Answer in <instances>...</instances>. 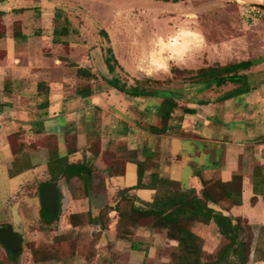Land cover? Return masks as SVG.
Here are the masks:
<instances>
[{
	"label": "rangeland",
	"instance_id": "obj_1",
	"mask_svg": "<svg viewBox=\"0 0 264 264\" xmlns=\"http://www.w3.org/2000/svg\"><path fill=\"white\" fill-rule=\"evenodd\" d=\"M18 1L7 3L8 17L2 23L5 30L8 27L14 30L22 28L18 26L21 23L13 22L15 11L26 2ZM257 6H264V0H171L168 3L159 0H36L32 8H26L27 12L35 14L32 22H26V33L35 32L30 36L42 37L43 50L32 54L36 63L47 58L55 65L64 64L59 68L64 79L56 75L51 87L59 86L71 96H81L82 90L87 89L95 95H102L103 99L98 107L95 105L98 97L91 93L88 100L70 106L69 110L77 112L83 108L82 104L87 106L76 116L80 126L73 127V131L56 130L58 132L55 129L64 128L65 123L63 117H53V113L62 111V104H58L60 99L49 96L38 100L40 105L51 103L44 107V112L54 121V133L48 137L37 135L39 140L28 141L34 142L36 147L30 160V164L35 162V166L30 172L8 178L0 165V230L10 226L24 240L17 261H13L0 244V264H85L86 258L93 255L91 264H180L182 253L178 244L169 240L165 230L135 226L130 230L132 235L129 239L118 238L126 230L120 224V215L110 212V209H117L125 196L128 202L150 203L153 193L145 190L143 185L138 188L140 183L134 165L127 166L126 175L119 182L113 180L110 183L107 172L112 175L117 170L119 174L126 161L143 162L145 157L156 165L155 158L149 155L161 147L158 153L163 161H167L160 167L161 177L181 186L159 183L156 187L161 196L173 194L185 195L188 199L201 198L200 188H187L196 184L200 186L202 181L213 177L216 179L208 181L207 190L221 200L218 179L227 169L225 157L232 151L230 143L238 142L234 139L237 122L251 119L238 126L241 132L236 134L241 138L249 133L264 138V65L254 67V80L249 79L253 74H248L247 84L253 88L233 100V112L224 111L222 106L216 111L209 110V115L214 118L211 123L195 120L199 127L205 129L204 135L196 133L203 140L191 143L157 138L151 125L158 123V128L163 125L155 113L164 100L159 93L189 98L186 103L189 104L191 93L198 92L208 101L217 93L224 92L223 88L215 86L203 89L194 85V78L187 72H179L176 67L195 70V67L217 61L221 64L233 62L240 51L247 55L248 50L254 47L255 37L250 33L256 30L262 35L259 46L264 50V11ZM58 12L59 19L50 20L48 27L35 24L42 21V15L56 17ZM63 27H67L68 37L55 42L54 31L60 33ZM10 44L8 40L6 46L9 50ZM113 56L124 69L116 66ZM230 56L232 58L228 59ZM107 60L111 61L112 72L107 68ZM78 68L94 74L96 80L78 78ZM112 80H118L127 91L138 85L155 97H128L109 85ZM21 102L13 106L12 120L7 119L0 124L1 136L5 134V122L9 133L24 129L23 109L20 108L25 104ZM176 105H179L177 100ZM182 109L183 106L177 108V113L185 114ZM37 125L40 129L44 120ZM1 138L4 145V138ZM254 143L257 148H252L250 166L246 168L248 180L244 175H235L233 184L228 187L233 198L221 200L217 206L209 202L206 205L229 217L233 225L239 227V242H243L247 250L246 264H264V147L260 151L264 139ZM127 149H134V152L127 156L124 154ZM59 158L65 159L60 163ZM64 163L85 165L89 181L84 178L68 181L66 175L61 176L60 169L56 168ZM10 164L7 162L6 166L10 167ZM151 165L144 169V173H148V179L142 182L145 185L151 183L149 178L154 170V165ZM54 179L61 193V211L57 220L47 224L41 215L39 189ZM86 184L88 196L84 197L82 190ZM126 190L120 197L119 193ZM90 212L95 218L108 212V227L101 230L87 225L86 214ZM74 214H78L80 228L70 224ZM180 224L199 237L200 253L198 262L194 264H239L238 258L231 253L223 262H216L227 241L214 222L207 226L192 224L189 227L190 223L185 219ZM62 238L66 243H62ZM134 245L136 250L132 249ZM61 248L73 253L72 260H52V252H60ZM192 258L194 260L195 257Z\"/></svg>",
	"mask_w": 264,
	"mask_h": 264
},
{
	"label": "crops",
	"instance_id": "obj_2",
	"mask_svg": "<svg viewBox=\"0 0 264 264\" xmlns=\"http://www.w3.org/2000/svg\"><path fill=\"white\" fill-rule=\"evenodd\" d=\"M24 1H26V2L21 3L20 8H18V11H15V13H14L15 15H13V22L21 23V25H20L22 27V28H20L21 35L17 39L14 38L13 37V32H14L13 29L12 28L10 29V27H8V29L6 28V30L4 32L5 34H4L3 38L0 40V51H2L4 53V57L2 59H0V124H2L7 119L10 121L12 120L10 113L12 112V110H14L13 106H16L17 102L20 101V103H22L21 101H23L25 104L24 108H23V106L20 108V109H23V111L21 112V119L23 120V124L25 125L24 129H19V131L16 133H9L7 131V128H6L7 122H5L6 123L5 128H4L5 134L3 136L0 135V165L3 167V173H6V176L8 178L11 177L10 171L13 167V163L15 160V157H14L12 150H11L9 143H8V139L10 136L19 133V134H22L23 139H25L26 142H28L30 140H32V141L36 140L37 141V140H39L40 137H48L50 135H53V133H54L53 132V129L55 128L54 121L51 120L48 113L44 112L46 109L44 107L51 105V103L46 104V105L45 104L40 105L38 103V100H40V98L53 96V98H56V100L60 99L58 101V104H60V103L62 104V111L58 112V113H53V117L54 118L57 116L63 117V119L65 120V123H64V128H62V129L56 128L55 131L56 130L67 131L68 129H72L76 125H79L78 124V118L76 116L78 113L84 112L83 108H86L87 106H84V104H82L83 108L79 112L69 110L70 106H75L77 103L80 104L81 102L88 100V97L84 94H82L81 96H75V95L71 96V95H67V91L66 92L63 91V88L60 89L59 86H56L55 89L51 87V82L54 81V79L56 78V75L60 76V78H62V80L64 79L63 78V77H65L64 74H62V72L60 73V71H59V68L61 66H64V64L60 63V65L59 64L55 65V63H51L47 58H42L41 62L37 61L38 63H36V59L34 57H32V54L33 55L36 54V50L37 51L43 50V48H42V37L37 38V37L30 36L31 34H35V32L30 33L29 35L26 33L27 32L25 29L26 22H28V21L32 22L35 19L34 18L35 14L31 11L27 12L26 8H32L33 4H35L36 0H24ZM9 2L12 4V3H18L19 1L18 0H8V1H5V2L0 4V14L1 13L3 14L1 17L2 23L8 17L7 16L8 9L6 7H7V3H9ZM42 16H43L41 18L42 21H40V23H35V24L36 25L39 24V26L48 27L50 20L54 19L53 18L54 15L51 14L49 16H45V15H42ZM9 18H11V16ZM254 32L255 33H250V34L252 35V37L253 36L255 37L254 43L255 42L256 43L254 44V47L252 49L248 50L249 53L247 55L245 53H243L242 51H240V53H239L240 55L236 56L234 58L235 60L233 62L227 61L226 64H221L219 61H217L215 63L209 64L206 66L195 67L196 68L195 70L213 67L216 64H219L220 66L224 67V66L231 65V64L250 61V62H254V65H257V64H260V65H258V66L253 65L249 71L242 72L240 74L241 75H247V76H248V74H253L251 77H249V79L254 80L255 68L261 67L264 65V50H262L261 46H259L261 43L262 35L260 34L259 30H256ZM243 35H244V33H243ZM257 39H259V40H257ZM8 40L11 44L13 42V45H11V44H10L11 46L9 45V47L11 48L10 50L6 46V43ZM246 40H247V38H246ZM233 54H235V53H233ZM231 58L232 57L230 56L228 59H231ZM116 61H117V59H116ZM117 63H118L117 66L119 69L120 68L124 69L123 66L119 64L118 61H117ZM176 68H178V67H176ZM179 68H181V67H179ZM182 70H192V69H182ZM236 88H237V86H235L234 84H227V86L223 87V89H224L223 93H219V94L217 93L215 95V97H213L212 100H208V101L201 98L200 93L198 94V92H197V94L191 93V98H190L191 102H189V104H186L188 102L187 99H189V98H182L181 96H179V100H177V104H179V105L177 108L183 106L182 111H184L185 109H189V110L194 111L193 112L194 114L193 115H186V114L177 113V109H176V111L173 113L171 121H169L170 125H167L165 127L166 128L165 132L156 134L154 136L157 138L164 139V140L165 139H176L180 142L186 141V142H191V143H197V141L203 140L196 133L204 135L205 129H203L202 127H199L195 123V120L198 119V120L202 121L203 123H207V124L211 123L212 119H214V118H212L209 115V113H208L209 110L211 109L213 111H216V110H219L220 107H222V106H223L224 111H228V113L233 112L234 111L233 110L234 105L232 104L233 100L238 99L239 97L243 96V95H234L233 94V92L235 91ZM64 94H66V95H64ZM91 95H95V94L92 93ZM95 96H96V98L98 97V103H95V105L99 107L100 106L99 105L100 100L103 99L101 97L102 95L98 94ZM183 100H187V101H183ZM198 104H200V105H198ZM96 106H93V107H96ZM249 106H250V104H249ZM88 110L89 109L87 108L86 111H88ZM36 113H38V115L35 118L34 114H36ZM155 113L157 114V111ZM158 117L159 116H156L157 119H158ZM157 119H155V122L157 121ZM43 120H44V126H40L41 127L40 129L37 128V126H38L37 124H39ZM72 120H74L75 122H71ZM250 120L251 119H249V120L245 119L243 121H238L237 125L235 126L236 131L234 132V139H235V141H238V142H231L230 143L232 151L227 154V157H225L227 159L226 162L228 163L227 169L225 172H223L221 174V177L218 179L222 183H230L234 179L235 175H238V176L244 175V179L248 180L246 168L250 166V163H248V162H250L249 157L254 150V149L252 150V148H257V146L255 145L254 142H256L258 140L261 141L264 139V138L262 139L260 137L257 138L250 133L245 138L244 137L241 138L239 134H236V132H239V133L241 132V128H239V127H241L240 124H246V122H249ZM154 124L151 125L152 128L157 127L156 125L158 123H154ZM247 125L249 127L251 126V124H247ZM69 126H70V128H69ZM253 129H255V128H253ZM23 130H24V132H23ZM72 131H73V129H72ZM41 132L43 134H41ZM56 132H58V131H56ZM28 133H29V136H27ZM37 135H39L40 137H37ZM1 137L4 138V141H5L4 145H2V138ZM63 142H65V135L63 136ZM28 144H29V146H32L34 144V142H29ZM63 146L65 147V143ZM262 147H264V145L261 146L260 151L263 150ZM160 148L161 147H159L158 152L160 151ZM234 148H236V149H234ZM136 150L137 149H135V151ZM40 151H46V149L40 150ZM132 152H134V149L133 150L127 149V151H125L124 154H126L127 156H130V154H132ZM158 152L152 153V155L148 154L150 157L155 158L156 163H157L156 165H154V163L149 162V158L144 156L145 160L143 162H146L147 165L148 164L154 165V166L151 165V166H153L152 170L153 169L154 170H153V173L150 175L149 181H151L152 175H156L158 180L165 179V178L161 177L162 173H161L160 167L162 165L166 164L167 161L166 160L163 161ZM43 153H40V154H43ZM1 154H3V156ZM33 154H34V151L27 153V156H28V165H26L27 170H24L21 174H23L26 171L30 172V170L34 169L35 162H32L30 164V160H32ZM7 162H11L10 167L6 166ZM4 164H5V166H4ZM262 164H264V160H262ZM128 165H134L136 168V172H137L136 165L133 163V161L128 160V161H126L124 175L119 176V177L118 176L117 177H115V176L111 177L109 175V172H107L108 181H110V183L113 180L115 182H119V179L125 177L126 169H127ZM21 174H19V175H21ZM147 174L148 173L146 171L144 173V179H148ZM137 177H138V173H137ZM215 179L216 178H213V177L208 178L204 182L213 181ZM245 180H244L243 184H245ZM171 182L180 186V184L178 182H175V181H171ZM202 182L199 184L200 186H198V184L191 185L192 188H187V189L200 188L201 190H203ZM142 185H144V187H146V188H148L147 186H149V185H145V183H142ZM245 187H246V184H245ZM201 190H200V192H201ZM151 192L153 193V197H154L156 192H154V191H151ZM242 202L244 203V199ZM60 211H61V209H60ZM69 260H72V259L70 258ZM54 262H56V261H54ZM48 263H51V262H48Z\"/></svg>",
	"mask_w": 264,
	"mask_h": 264
},
{
	"label": "trees",
	"instance_id": "obj_3",
	"mask_svg": "<svg viewBox=\"0 0 264 264\" xmlns=\"http://www.w3.org/2000/svg\"><path fill=\"white\" fill-rule=\"evenodd\" d=\"M159 1H165V3L170 2L171 0H159ZM178 3V2H175ZM58 15L54 17L55 19H59V12ZM2 13L0 14V40L4 36V30L5 27L2 25L1 17ZM18 24V23H17ZM18 26H20L18 24ZM13 37L19 38L21 35L20 30H14L13 28ZM102 34L107 35L105 32ZM69 35V31L67 27H63L60 31H54V37L57 38L55 42H59V38H66ZM4 57V53L0 51V59ZM113 60L115 61L116 66L118 65L116 59L113 56ZM111 61L107 60L106 65L110 72H112L114 69L110 65ZM254 65V62H241L236 64H231L227 66H220L219 64L214 65L213 67L203 68L199 70H183L176 69L179 72H187L194 78V85L202 86L203 89H208L212 86H215L216 88H223L227 86V84H234V85H241L240 88L235 89L233 92L234 95H243L245 92L250 91L253 86L247 84L249 79L247 75H241L240 73L249 71L252 66ZM74 66V65H72ZM75 67V66H74ZM78 78H83L88 81H95L96 76L86 69H77L76 71ZM149 80V79H148ZM138 84V82H136ZM109 85L115 88L117 91H119L122 94H125L128 97L131 98H149V97H155L153 96L150 91L148 90H142L137 86L133 87L131 91H127L125 87L120 86L118 80H112L109 81ZM202 89V90H203ZM90 91L87 89L82 90V94L88 96L90 95ZM159 96L164 99L162 104L159 106V109L157 111L159 118L161 119V125L160 128L155 127L152 128V133L159 134L165 132L166 123L171 121L173 113L177 109L176 100H179V96L175 94H169V95H162L159 93ZM158 96V97H159ZM202 105V104H201ZM194 111L185 109L184 113L186 115H193ZM9 146L12 150V153L15 157L13 167L10 171V176H17L21 174L24 170H27L28 165V152H32L36 150L35 145L29 146L28 142H26L25 139H23L22 134H15L9 137L8 139ZM72 151V150H70ZM73 152V151H72ZM62 159L65 158H59L58 162L62 163ZM56 160V159H55ZM53 160L52 162H55ZM64 161V160H63ZM65 162V161H64ZM137 167V173H138V180H139V186L138 188H142V182L144 179V169L147 167L146 162H133ZM126 166V162H125ZM125 166L123 167L122 171L118 174V171H115V174L111 173L109 174L111 177H119L123 176L125 171ZM60 169V175L64 176L66 175V179L70 181L73 178H84L86 181L90 179L88 171L86 170L85 165H68L66 163L61 164L60 168H56V170ZM71 169V171H70ZM241 178V177H239ZM56 179L52 180L50 183L44 184L40 187V191L53 184L56 183ZM150 185L147 186L148 188H143L146 190H151L156 192L155 196L151 200L150 203H142L137 204L135 202H128L125 199L126 196L123 197L119 202H123L125 205L121 207L120 206L116 209H110V212H116L120 215V224L124 225L125 232H122L123 234L118 237L121 240L129 239L132 235L130 233V230H133V227H142L146 226L147 228H153V229H159V230H165L167 233V237L170 241H174L178 244V249L182 253V256L179 257L180 264H186V262H191V264L198 262V255L200 253V248L198 247L199 243V237L196 236L191 230L188 228L182 227L180 222L182 220L187 219L190 223V226L192 224H201L204 226L209 225L211 222H214L220 234L222 235L223 239L227 241V244L224 247L223 253L219 255L218 260L216 262H223L226 255L234 254L238 260L239 264H246V255L247 250L246 246L243 242H239V227L233 225L231 219L225 215H223L219 211H215L212 208H209L206 203H210L212 205H219V202L221 200H230L232 197V192L230 191L228 187L233 184L234 179L230 183H222L219 182V185L221 186V199L220 201L216 199L215 195L207 190V185L210 182H202L203 190L201 191V198L193 197L191 199H188L185 195L181 196H174L173 194H169L166 196H161L162 193L159 191V188L157 189L156 185L159 183L163 184H175L169 180L163 179L158 180L156 175H152ZM219 186V188H220ZM241 186V184H240ZM137 189V187L135 188ZM83 196H88V186L87 184L83 186ZM73 197H76L74 194ZM239 197H241L239 195ZM238 197V198H239ZM203 199V200H202ZM119 204V203H118ZM41 215L43 219L46 221L47 224H51L58 218L54 220L48 219L45 215L43 210H41ZM87 215V222H85L89 226H94L97 228H107L109 221L107 219V214H102V216H99V218H95L91 212L86 214ZM78 214H74L72 219L70 220V224L74 228H80L82 225H80V222L77 221ZM129 229V230H128ZM66 243L65 239H61ZM133 250H136L137 247L134 245L132 247ZM59 251H53L52 252V260H60V258L69 260L73 257V253L65 252L62 248L59 249ZM20 255H17L15 258H13V261H17ZM58 257V258H57ZM93 256H88L86 258V264H91V261L93 259ZM192 257H195L194 260ZM193 260V261H192ZM50 261V260H49Z\"/></svg>",
	"mask_w": 264,
	"mask_h": 264
},
{
	"label": "water",
	"instance_id": "obj_4",
	"mask_svg": "<svg viewBox=\"0 0 264 264\" xmlns=\"http://www.w3.org/2000/svg\"><path fill=\"white\" fill-rule=\"evenodd\" d=\"M5 1L8 0H0V4ZM257 7L264 11V6ZM126 192L127 190L121 191L119 196L122 197ZM39 195L40 205L44 215L50 220L58 218L60 215V192L58 184L53 183L43 188ZM23 243V238L12 227L7 226L0 230V244L11 259L22 253Z\"/></svg>",
	"mask_w": 264,
	"mask_h": 264
},
{
	"label": "flooded vegetation",
	"instance_id": "obj_5",
	"mask_svg": "<svg viewBox=\"0 0 264 264\" xmlns=\"http://www.w3.org/2000/svg\"><path fill=\"white\" fill-rule=\"evenodd\" d=\"M261 10V9H260ZM88 173V172H87ZM89 174V173H88ZM59 189V188H58ZM60 192V190H59ZM60 209H61V193H60Z\"/></svg>",
	"mask_w": 264,
	"mask_h": 264
},
{
	"label": "bare ground",
	"instance_id": "obj_6",
	"mask_svg": "<svg viewBox=\"0 0 264 264\" xmlns=\"http://www.w3.org/2000/svg\"><path fill=\"white\" fill-rule=\"evenodd\" d=\"M219 35V34H218ZM221 36V35H220Z\"/></svg>",
	"mask_w": 264,
	"mask_h": 264
}]
</instances>
